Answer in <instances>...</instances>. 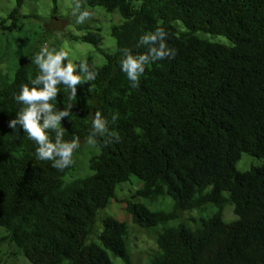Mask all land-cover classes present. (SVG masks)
<instances>
[{"label":"trees","instance_id":"1","mask_svg":"<svg viewBox=\"0 0 264 264\" xmlns=\"http://www.w3.org/2000/svg\"><path fill=\"white\" fill-rule=\"evenodd\" d=\"M21 3L15 0L6 15L13 26ZM82 3L117 10L121 21L109 28L114 50L100 49L99 65L89 56L74 62L77 73L86 62L96 77L78 84L72 99L65 85H57L48 103L54 113L68 115L45 132L53 143L58 133L62 143L95 136L96 150L86 157L88 172L67 179L77 148L63 170L40 160L23 126L17 121L15 130L9 127L25 107L15 99L22 86L43 87L42 81L32 83L40 74L34 53L22 54L9 78L0 72V246L12 243L31 264H112L107 251L129 264L125 221L105 215L97 241L86 239L96 210L132 174L139 183L132 197L171 199L167 210L150 209L141 200L125 203L136 225L160 226L148 264H264V0ZM173 19L185 30L176 31ZM158 27L177 54L146 65L133 88L120 67L122 50L146 53L139 40ZM195 31L221 34L231 44ZM79 38L97 44L101 36L90 30ZM97 111L107 121L103 135L93 132ZM240 152L262 162L237 170ZM225 203L236 215L230 222L221 218ZM205 204L213 211L193 227L168 224L180 211Z\"/></svg>","mask_w":264,"mask_h":264},{"label":"rangeland","instance_id":"2","mask_svg":"<svg viewBox=\"0 0 264 264\" xmlns=\"http://www.w3.org/2000/svg\"><path fill=\"white\" fill-rule=\"evenodd\" d=\"M15 0H0V72L9 78L19 57L29 51L36 56L42 46L49 50L57 51L63 49L69 53L72 62L81 61L89 56L92 64L99 65L104 61L100 49L104 51L114 50L115 41L110 35L111 24L121 21L116 9L106 11L99 5L82 7L91 12V18L83 24L76 23V16L73 14V0H22L19 7V17L15 25H11L10 18L6 15L14 6ZM54 5V8H53ZM176 31H183L185 27L178 19L171 20ZM90 30H97L101 36L97 44L83 41L80 35ZM194 34L209 41L219 42L225 45L231 44L221 34L195 31ZM79 147L76 150L75 165L64 176V179L84 175L88 172L86 157L96 150L93 144L87 139L77 142ZM262 159L246 152H240L234 167L237 170H245L251 165H258ZM134 175L115 186L114 197L102 207L98 208L92 224V230L87 235L88 240L97 241L96 233L101 229V218L111 215L118 220L127 223V235L125 236L126 248L129 257V264H148L152 254L157 252L155 237L160 226L141 227L132 222L129 212L125 209L127 200H141L150 209L167 210L171 206V199L167 195L158 196L151 202L144 199L132 197L134 189L138 186ZM214 209L211 204L182 210L178 217L169 220L168 224L178 221L186 226L193 227L199 217H205ZM221 218L224 222H230L236 218L232 211V204L225 203L221 210ZM4 232L0 225V234ZM108 258L112 264H125L123 260L107 251ZM0 264H31L12 243H3L0 246Z\"/></svg>","mask_w":264,"mask_h":264},{"label":"clouds","instance_id":"3","mask_svg":"<svg viewBox=\"0 0 264 264\" xmlns=\"http://www.w3.org/2000/svg\"><path fill=\"white\" fill-rule=\"evenodd\" d=\"M73 14L76 16L77 24H83L92 15L89 10L82 7V0H73ZM167 35L162 27L143 35L139 40V44L148 46L144 54L133 55L127 48L122 50L124 54L120 67L131 82V87L136 88L139 86V79L145 72V66L150 62L154 63L164 58H174L176 56V49L169 48L166 42ZM34 62L40 69V74L32 83L36 85L42 81L43 87L33 86L29 88L27 85L22 86L15 99L22 102L25 107L18 113L17 119L9 121V127L15 130L18 121L23 126V130L28 133L29 138L37 143V157L40 160L53 161L52 167L63 170L73 163L74 149L78 148L79 145L75 139L72 142L62 143L59 133L55 143L49 140L45 129L57 128L61 117L68 115V112L54 113L52 111L53 106L48 101L55 99L58 93V84H63L70 90L69 99L74 98L76 86L94 80L96 73L89 71L86 62L80 63V72L77 73V65L69 58V53L63 49L59 51L49 50L46 46H42L39 53L34 57ZM42 113L44 114L43 124L40 123ZM116 119L117 116L113 115L112 121L115 122ZM92 128L94 133L100 135L107 131V121L102 118L100 111L95 113ZM111 135L113 134L111 133ZM114 138L117 141L119 140L118 135ZM95 142V136L88 139L89 144Z\"/></svg>","mask_w":264,"mask_h":264}]
</instances>
